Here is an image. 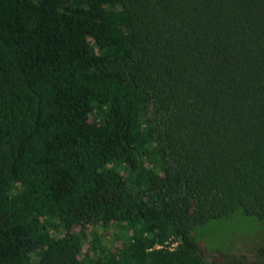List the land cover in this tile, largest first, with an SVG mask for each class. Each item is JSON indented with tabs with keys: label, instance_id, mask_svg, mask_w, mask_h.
Here are the masks:
<instances>
[{
	"label": "trees",
	"instance_id": "1",
	"mask_svg": "<svg viewBox=\"0 0 264 264\" xmlns=\"http://www.w3.org/2000/svg\"><path fill=\"white\" fill-rule=\"evenodd\" d=\"M0 264H264V0H0Z\"/></svg>",
	"mask_w": 264,
	"mask_h": 264
},
{
	"label": "rangeland",
	"instance_id": "2",
	"mask_svg": "<svg viewBox=\"0 0 264 264\" xmlns=\"http://www.w3.org/2000/svg\"><path fill=\"white\" fill-rule=\"evenodd\" d=\"M226 228V225H221V226H216V227H213V228H210L209 230L211 231L210 232V236L214 239L217 240L216 244H220V243H223V241L225 242L226 240V233H227V229ZM232 229H229V231H231Z\"/></svg>",
	"mask_w": 264,
	"mask_h": 264
}]
</instances>
